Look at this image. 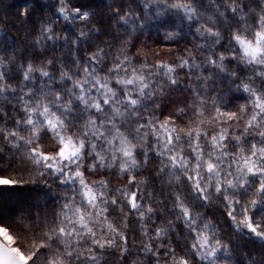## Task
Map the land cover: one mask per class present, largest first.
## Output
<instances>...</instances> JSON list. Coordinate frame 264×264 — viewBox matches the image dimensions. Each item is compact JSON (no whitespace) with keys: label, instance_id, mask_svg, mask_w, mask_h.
I'll return each instance as SVG.
<instances>
[{"label":"clouds","instance_id":"obj_1","mask_svg":"<svg viewBox=\"0 0 264 264\" xmlns=\"http://www.w3.org/2000/svg\"><path fill=\"white\" fill-rule=\"evenodd\" d=\"M0 264H264V0H0Z\"/></svg>","mask_w":264,"mask_h":264}]
</instances>
